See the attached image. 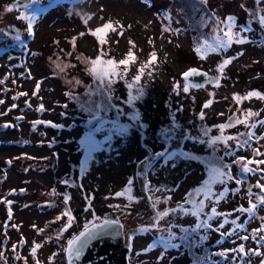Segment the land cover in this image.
Masks as SVG:
<instances>
[{"label": "rangeland", "instance_id": "374dc122", "mask_svg": "<svg viewBox=\"0 0 264 264\" xmlns=\"http://www.w3.org/2000/svg\"><path fill=\"white\" fill-rule=\"evenodd\" d=\"M16 1L0 0V33L11 31L9 38L15 33L25 35V22L30 16L28 8L15 5ZM52 1L38 3L44 6ZM202 1V6L201 0H190L187 6L183 0H83L76 6L61 5L38 15L27 60L31 61L29 68L34 76L41 77L42 83L39 94L30 95L33 100L40 96L44 100V118L51 125L44 127L43 123L32 130L29 118L35 116V111L30 110L23 111L25 118L19 127L12 116L21 112L6 113L0 119V123L15 125L13 132L5 133V138L41 140V147H6L0 153V252L4 240L11 238L4 246L10 263L20 264L22 258L16 260L14 255L23 254L26 262L22 264H66L64 249L69 240L89 220H100L107 211L112 219L124 223L125 239L129 232L140 229L131 238V264H203L208 248L216 250L210 264L264 261L263 235L250 238L246 233L248 228H255L258 234H264V204L258 200L264 195L258 187V184L264 185V171L260 170L264 164L251 163L248 166L253 171L243 172V165L248 161L264 160V138H260L264 130V99L257 96L239 102L235 99L236 95L244 97L253 91L264 94V0ZM192 7L199 11L190 18L187 8ZM229 16L234 18L232 31L237 34L234 41L202 56L197 48L204 40L213 43L217 35L224 36L227 29L223 22ZM109 22L116 30H107L106 43L101 44L93 33ZM238 38L244 42H235ZM129 50L135 53L136 60L130 63L124 78L116 79L111 85L110 103L115 107L98 113L108 120L101 130L90 133L82 122L87 123L96 114L98 105L109 103L104 91L98 88L99 82L88 71L90 60L103 51L104 59L119 61ZM153 52L157 61L145 68L139 84L130 90L128 83ZM11 57L8 54L0 59V98L7 95L8 103L14 98L8 95L9 89L5 93L2 89L13 82L3 81L1 76ZM224 59L231 62L221 73L219 66ZM54 62L68 67L59 72ZM193 67L219 76V86L207 83L192 87L183 73ZM23 69L12 71V76H22L26 73ZM185 86L189 87L188 92L184 91ZM137 88L143 89V95L128 104L130 91L135 95ZM209 100L212 103L204 107ZM249 111L255 115L248 116L246 123L223 130L218 127L236 118L244 120ZM137 113L139 120L134 121L132 116ZM73 114H78L77 119ZM108 122L129 127L122 133ZM141 123L145 127H140ZM248 127L256 129L258 143L244 140ZM169 130L172 135L167 137ZM221 135L235 139L211 143L213 137ZM90 137L98 143L91 153L88 151ZM48 141L55 143L54 148L48 146ZM54 151L60 154L56 164ZM157 153L177 155L169 159L155 156ZM7 155L16 156L11 168L3 172ZM225 161L232 162L233 178H225L224 184L213 186L216 193L224 188L229 190L224 198L218 203L214 199L204 200L205 208L199 217L185 214L180 209L181 202L186 204L183 209H191L192 204L185 203L186 200H203L202 194H188L208 178L212 164ZM149 162L152 166L146 168ZM67 172L73 176L72 184L65 183ZM242 174L248 175L249 181ZM236 180L242 183L237 184ZM129 181L130 193L116 195L129 187ZM66 196H70L67 203ZM6 198L14 202L10 222L1 220L6 216L3 206ZM250 201L257 205L254 209L257 214L250 213L245 218L247 212L240 209H247ZM51 203L56 205L50 206ZM212 207L225 215H215L209 220L205 214H210ZM172 209L175 211H168ZM66 210L71 211L74 219L67 231L62 230L60 234L59 229L65 227L68 218L57 217ZM164 211L168 215L158 218L157 214ZM202 221L211 227L199 228L197 234L190 232ZM5 227L8 229L4 232ZM171 233L175 238L170 239ZM24 235L27 244L16 251ZM37 243L41 247L33 255L32 249ZM242 243L243 252L238 249ZM220 250L227 251L229 258L225 261L218 256Z\"/></svg>", "mask_w": 264, "mask_h": 264}, {"label": "snow or ice", "instance_id": "6c2138e0", "mask_svg": "<svg viewBox=\"0 0 264 264\" xmlns=\"http://www.w3.org/2000/svg\"><path fill=\"white\" fill-rule=\"evenodd\" d=\"M38 2H39V0H28V3H24L22 6L24 8H28V7H30V5L36 4ZM19 4H20V0H18V6H19ZM9 10H11V8ZM37 15H38L37 13H33L32 15L27 17L29 19L28 31L30 34H32V31H33L32 30V22H34V20L37 18ZM262 19H264V18H262ZM223 23H225V27L227 29L224 32L223 38L221 36L217 35L216 37L213 38L214 39L213 43H209L208 40H204L202 42L201 46H199L197 48V51L200 52L202 56L205 55L207 52L217 51L219 49L227 47L228 45H230L234 41V38H236L237 34L232 31V27L234 25V18L229 16L226 18V20ZM107 30L115 31L116 29L113 27V24L111 22H109V23L104 24L102 27L97 28L95 30V32L93 33V35H96L98 37L99 42L101 44L106 43L105 34H106ZM81 35H83V33H81ZM235 42L243 43L244 40H243V38H238V39H235ZM130 43H132V42H130ZM104 55L105 54L103 53V51H101L100 55H98L95 59H91L90 60L91 67L88 69V71L93 75L94 79L99 82L98 88L102 89L104 91V93L107 97V100L109 101V103L107 105H98L97 106V112H96V114L93 115V120H96L98 123V127H96V129H95L96 131L101 130L104 127V123H105V121H103V119L99 116L98 113L100 111H108L112 107H115L114 105H111V103H110L111 99H112L111 92H110L111 85L115 82L116 79H123L124 76L126 75L127 71H128V67H129L130 63L135 62V60H136L135 53L132 50H129V52L126 54V57L124 59L119 60V61H116L115 59H104L103 58ZM157 59H158V57H157L156 53L153 52L150 55L149 60L144 65H141V67L138 69V74L133 78L132 82L128 83V88L130 90L133 89L134 86L139 84V82L142 78V75L145 71V68L148 67L149 65L155 63L157 61ZM230 62H231V60H226L223 64H221L219 66V71L221 73H223L224 67ZM54 64H55V68L59 72H64L65 69L68 67V65L62 66L58 62H54ZM198 74H200L198 72V70L190 69L188 72L183 73V76L187 80L189 77L194 76V75H198ZM215 79L218 81L219 78L217 77ZM191 86L192 87H202L203 85L193 84ZM217 86H219L218 83H217ZM38 90H39V84L37 85V91ZM184 91L188 92L189 87L185 86ZM66 94L72 95L71 93H66ZM142 95H143V89L142 88H137L135 95H133L130 91L129 99H128L127 103L133 104ZM253 96H257L261 99H264V94H260V93L255 92V91L248 93L244 97H240L239 95H236L235 99L239 102L243 99H250ZM0 103H2V101H0ZM211 103H212V101L209 100L208 102H206L204 107H208ZM13 107H15V105H13ZM43 108H44V106H43V104H41L39 106L38 110H43ZM117 111L119 114L120 110L117 109ZM203 115H204L203 112H201V118H203ZM252 115H255V113H252L249 111L246 114V117L244 120H240L239 118H236L234 121H230L228 124L219 125L218 127L221 130H223L225 128L234 126V124L246 123L247 117L252 116ZM132 119L134 121H138L139 120V114L137 113V114L133 115ZM34 123H51V122L36 121ZM108 123H113L115 125V127H118L122 133L124 131H126L127 128L129 127L127 125L126 126L116 125L115 122H108ZM57 127H62V125H58ZM140 127H145V125H143L141 123ZM253 127H255V125H253ZM205 134H207V133H205ZM171 135H172V131L169 130L168 133H166V136L170 137ZM248 135L251 137L252 133H248ZM231 139H235V137H232V136L225 137V136L221 135V136L213 137L211 140V143L215 144L217 141H223L224 143H227V141L231 140ZM97 147H98V143L92 137H90L89 141H88L89 153L95 151ZM176 155H177L176 153H157L156 154L157 157L166 156L169 159L175 157ZM240 159H244V158H240ZM251 163H255L258 165L264 164V160H250V161H248L247 163H245L243 165V172L247 173V172L253 171V169L248 166ZM228 167H229L228 165H224L221 162H216V163L212 164L209 168V171H208V178L202 183V185L199 188L195 189L193 191V193L188 194L189 196H193L194 194H197V195L202 194L204 199L198 200V201L186 200L185 203L192 204V208L191 209H183V206L181 205L180 209L183 210L185 212V214H192V215L199 217V216H201V214L203 213L204 208H205L204 200H213L214 199L218 203L220 199H223L229 190L227 188H224V190L222 192L216 193L213 191V186L217 183L224 184L225 178H227V179L233 178V177H231L229 172L225 171V168H228ZM260 170L264 171V169H260ZM83 171H84V169L82 168L81 169L82 174H83ZM65 183H67V181H65ZM236 183L240 184V183H242V180H237ZM130 185H131V181H129V187L126 188L124 192L117 193L116 195H118V196L124 195L126 192L130 193V191H131ZM258 187H260L262 189V191H264V185L258 184ZM249 194L251 195V190H249ZM69 199H70V196H66L65 197V203H67V201ZM129 199H133V198L129 195ZM258 200L260 203L264 204V195H260L258 197ZM8 203H11V202H8ZM153 207H155V204H153ZM256 207H257V205L254 203H251V201H250V207L247 209L241 208L240 211H246V212L251 213L254 211V209ZM168 211H175V209L168 210ZM168 211L159 212L157 214L158 218H162L163 216L168 215ZM205 215H207V218L210 220L215 215H225V214L217 213L216 208L212 207L210 214H205ZM65 216H67L68 219H67V224L65 225L64 230H66L67 227L71 226L73 219H74L70 210H66L64 213L61 214V216L57 217V219H62ZM225 222H227V221H225ZM111 223H118V221L117 222L105 221L104 225H93L92 227H93V229H97V228L107 226L108 224H111ZM153 226L155 227L157 225H153ZM204 227H211V225L206 223L205 221H202L196 225L197 229L204 228ZM141 230L143 231L144 229H141ZM94 235H95V233H93L91 229L86 227L85 230L79 234V236L75 237L73 240H70L68 242L69 247L67 249V252H68L70 261L74 257H79L81 255V252H82L83 248L86 247L88 240L93 238ZM173 238H175V234L171 233L170 239H173ZM245 239H247V237H245ZM262 239H264V238H262ZM161 242L167 243L163 240ZM172 246L178 247V245H176V244H172ZM40 247H41L40 244H38V243L35 244V246L32 249V254L35 255L37 252V249H39ZM233 251H235V250H233ZM240 251L241 252L244 251L242 245L240 247ZM37 264H39V262H37Z\"/></svg>", "mask_w": 264, "mask_h": 264}, {"label": "flooded vegetation", "instance_id": "af4514ba", "mask_svg": "<svg viewBox=\"0 0 264 264\" xmlns=\"http://www.w3.org/2000/svg\"><path fill=\"white\" fill-rule=\"evenodd\" d=\"M13 62H16V60ZM8 63L9 64H7L8 65L7 70H5L3 73V76H1L3 81H11L12 80V82H13L11 86H5L2 89V91L4 93L7 89H9L8 95L10 97L14 98V100L11 103H8V100L6 98L7 95L4 96L7 105L10 106L8 108L7 114L12 115L14 113L21 112L18 115L14 114L12 116V118L16 122H17V120H16L17 118L21 119L20 122H17V124H16V127H19V125H21V123L23 122L22 120H24V118H25V114L23 113V111H25V110L35 111V116L30 117L29 119H30V124H31L32 130H36L38 127H41L43 123H34V122H36V121L50 122L47 118H44V114H45L44 112L46 111L45 107L43 108V110H38L39 106L41 104H44V100H42L41 96L38 99L33 100L34 98H32V96H31V95L39 94V90L41 89L42 79H41V77L34 76V72L29 68V64L31 63V61L29 62L26 57H24L22 60H20V62L16 66L12 65L9 61H8ZM23 67H24L23 70H25V72L27 74L23 73L22 76H12V71L19 72V71H21V68H23ZM38 84H39V90L37 91V85ZM30 93H31V95H30ZM23 101H25L24 104H22ZM13 105H15V107H13ZM42 115H43L44 119L42 118ZM34 124H36L37 127H34ZM47 124L48 123H44L43 125L45 126ZM13 126H15V125H12L11 123H9V129H11L10 130L11 132H13ZM255 131H256L255 128L248 127L246 129V131L244 132L245 135H248V133H252L250 141L253 144H255V142L258 143L260 140V139H257L255 137V135H254ZM260 138L261 139L264 138V130H263L262 134L260 135ZM15 139L17 141L16 145H19V146L24 147V148H26L27 145L35 146V147L41 146V140H37L35 138H24V139L23 138H15ZM20 140H22V141H20ZM245 141H246V143L248 142V140H245ZM12 145H14V144H10V143L4 144V145L2 144L0 148H2V146H3V148H6V147L12 146ZM254 154H255V152H254ZM15 156L16 155L12 156V159H14ZM12 159L10 158L9 155L6 156V158L4 160L6 163L3 164V167L5 166L6 169H3L2 170L3 172L10 169L12 161H13ZM8 205H9L8 203H6V205H5V203H3V206L5 208ZM110 218L111 217H110L109 211H107L105 213V217L100 219V220L110 219ZM1 220H2V222H4L5 217H2ZM3 231L4 232L7 231V227L3 228ZM10 240H12V239L11 238L5 239L4 244L7 245V243H9ZM4 246L1 248V252H0V264H18L15 262L10 263L9 256L5 255L6 252L4 251ZM23 262H26V261H22L19 263L22 264Z\"/></svg>", "mask_w": 264, "mask_h": 264}, {"label": "water", "instance_id": "95a60500", "mask_svg": "<svg viewBox=\"0 0 264 264\" xmlns=\"http://www.w3.org/2000/svg\"><path fill=\"white\" fill-rule=\"evenodd\" d=\"M27 2L28 0H20L19 5ZM15 5H18V0L15 2ZM192 69L198 70L200 74L191 76L187 79L191 84H201L205 86L207 83L213 85L220 81L219 76L212 75L207 70L201 68ZM217 77L219 78L218 81L215 79ZM101 118L103 121H106V118ZM97 126V121L91 118L89 121V127L95 128ZM105 221L117 222V220L114 219H105L98 222L92 220L88 222L87 228L91 229L95 235L88 240L86 247L83 248L79 257H74L70 261L67 252L68 264H130V249L125 241L124 225L118 221V223H111L107 226L93 229V225H104ZM79 234L77 236H79Z\"/></svg>", "mask_w": 264, "mask_h": 264}, {"label": "trees", "instance_id": "16d2710c", "mask_svg": "<svg viewBox=\"0 0 264 264\" xmlns=\"http://www.w3.org/2000/svg\"><path fill=\"white\" fill-rule=\"evenodd\" d=\"M180 2L182 1V0H179ZM184 1V3L187 5V6H190V0H183ZM200 5L201 4H204V2L201 0V2L199 3ZM202 6V5H201ZM188 9V12H189V14L187 15V16H189L190 18H192L193 17V14H195V12H197V11H199V10H194L193 9V7L191 8V9H189V8H187ZM185 10V9H184ZM25 28H26V26H25ZM223 37V36H222ZM74 97L76 98V96H75V94H74ZM69 98H73V97H69ZM228 163V161L226 162H224L223 164L224 165H226ZM226 172H229V169H227L226 168ZM230 173V172H229ZM197 232V231H196ZM208 252H209V250L208 251H206V255L204 256V257H207L208 256Z\"/></svg>", "mask_w": 264, "mask_h": 264}]
</instances>
